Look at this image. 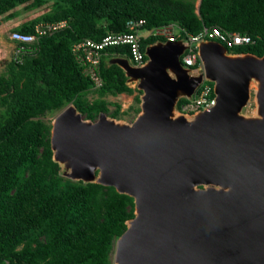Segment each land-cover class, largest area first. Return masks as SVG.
<instances>
[{"label":"water","instance_id":"95a60500","mask_svg":"<svg viewBox=\"0 0 264 264\" xmlns=\"http://www.w3.org/2000/svg\"><path fill=\"white\" fill-rule=\"evenodd\" d=\"M189 45L156 40L139 67L106 60L142 91L132 122L105 112L86 119L74 103L52 121L61 175L134 197L114 264H264V55L204 39V69L191 70L182 62ZM204 79L217 104L182 112L178 102L193 99Z\"/></svg>","mask_w":264,"mask_h":264},{"label":"trees","instance_id":"16d2710c","mask_svg":"<svg viewBox=\"0 0 264 264\" xmlns=\"http://www.w3.org/2000/svg\"><path fill=\"white\" fill-rule=\"evenodd\" d=\"M19 6L42 12L14 30L30 33L39 22L63 19L69 25L43 37L37 54L22 63L7 61L0 74V264H114L116 241L135 217L134 197L61 175L53 159L52 123L45 118L71 103L86 119L95 121L101 112L122 118L121 106L107 96L135 89L119 65L106 61L100 67L105 85L93 89L73 45L125 32L130 19L143 18L147 29L178 24L185 29L181 38L205 27L250 34L256 43L227 47L229 52L263 56L264 0H0V24ZM156 40L166 41L142 38L143 49ZM109 51L124 54L127 48ZM91 91L98 95L92 100ZM137 91L129 110L134 119L141 111ZM110 104L117 105L114 111Z\"/></svg>","mask_w":264,"mask_h":264},{"label":"built area","instance_id":"2783aa9c","mask_svg":"<svg viewBox=\"0 0 264 264\" xmlns=\"http://www.w3.org/2000/svg\"><path fill=\"white\" fill-rule=\"evenodd\" d=\"M69 25L67 19L59 21H42L35 25L33 32H21L12 30L10 39L14 43L13 59L22 63L27 55H35L40 49V42L43 37L53 34L66 28ZM146 20L130 19L127 22L128 30L119 33H109L100 40L85 38L73 45V53L83 67V71L93 82V89H100L105 85V79L101 73V63L111 57H125L136 67L142 66L147 61L146 49L142 47V38L149 36L164 37L166 41L176 42L182 39H188L189 48L182 55V62L185 66L196 70L201 66L198 62L199 43L204 39L217 40L223 43L226 48H233L240 45H251L256 43V39L250 34H241L234 31H223L219 27H205L198 35H189L188 38H181V32L185 31L176 23H170L161 26H155L152 29L145 28ZM142 29L147 30L144 37L140 34ZM115 46H125L127 48L124 54H111L109 49ZM228 49V48H227ZM201 60V59H200ZM218 96L213 81L204 79L196 89L193 99H186L182 103L181 111L185 113H196L207 110L217 104Z\"/></svg>","mask_w":264,"mask_h":264},{"label":"rangeland","instance_id":"374dc122","mask_svg":"<svg viewBox=\"0 0 264 264\" xmlns=\"http://www.w3.org/2000/svg\"><path fill=\"white\" fill-rule=\"evenodd\" d=\"M41 12L42 10H30V9L25 8L24 6H19L17 8L16 15L13 18H10L9 20L3 19L1 21V24H0V74L5 72L7 61H10L11 59H13V56H14V53H13L14 43L10 39L11 31L14 30L13 28H15V26H19L23 22L32 20L35 17V15H41ZM147 33L148 32L145 29H142L140 31V34L144 37L147 35ZM201 66L203 67L202 60H201ZM133 88L135 89L133 94L121 93L118 96H111V95L107 96V99L109 101L116 102L117 104H119L121 106L120 111L124 112V114L122 115V118H117V119H123L128 122L133 121L135 114L132 110L131 111L129 110H130V106L134 104L135 102L134 101L135 94L139 93V91H137L139 90L137 87L133 86ZM88 96H89V99L92 100L96 98L98 95L96 91H91ZM116 106L117 105L110 104L109 105L110 111H114ZM254 109H255V97H254V93H252L250 104L246 108L245 111L247 113H251ZM127 110L128 112H126ZM60 111L50 114L45 119L52 123L54 117Z\"/></svg>","mask_w":264,"mask_h":264},{"label":"bare ground","instance_id":"6f19581e","mask_svg":"<svg viewBox=\"0 0 264 264\" xmlns=\"http://www.w3.org/2000/svg\"><path fill=\"white\" fill-rule=\"evenodd\" d=\"M64 172H65V173H68V171H67V170H64Z\"/></svg>","mask_w":264,"mask_h":264},{"label":"crops","instance_id":"0c3cea01","mask_svg":"<svg viewBox=\"0 0 264 264\" xmlns=\"http://www.w3.org/2000/svg\"><path fill=\"white\" fill-rule=\"evenodd\" d=\"M118 96V95H117Z\"/></svg>","mask_w":264,"mask_h":264}]
</instances>
